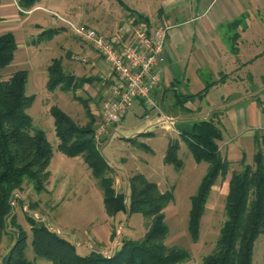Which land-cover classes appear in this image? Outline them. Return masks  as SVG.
Returning a JSON list of instances; mask_svg holds the SVG:
<instances>
[{
	"label": "rangeland",
	"instance_id": "374dc122",
	"mask_svg": "<svg viewBox=\"0 0 264 264\" xmlns=\"http://www.w3.org/2000/svg\"><path fill=\"white\" fill-rule=\"evenodd\" d=\"M122 1L124 5H120L118 0H40L39 5L51 12L40 9L28 15L18 11L14 0H0V15L4 22L0 25V30L12 32L17 46L13 60L2 70V76L7 79L16 70L28 71L25 91L26 95H32L34 99L26 108V113L32 120L33 129L43 130L52 145L49 177L43 189L36 192L32 184L25 180L23 189L13 193L18 192L15 205L11 206L10 203L15 218L13 221L29 234L25 255L28 259L35 260L36 264L51 263L47 259L35 257L30 246L27 216L43 220L51 228L61 231L73 241L80 255L88 254L91 248L105 250L108 255L122 239H140L149 221L137 212L129 214L127 211H119L114 216H108L104 209L102 192L90 167L81 156L68 157L57 149L58 138L54 131L53 117L49 112L50 107L55 105L79 125L83 126L89 121L83 106L72 98V92L47 89L46 68L53 57H62L65 70L77 76L98 75L100 72L95 58L86 57V54L98 53L74 36L66 23L54 13L72 23H85L101 31V26L111 21L116 23L124 13L132 10L130 7L142 4L154 8L158 5L157 0ZM223 2L225 0H219L217 5ZM115 8L117 10L113 13ZM139 8L144 10L141 6ZM120 13L122 15L118 16ZM43 16L46 21H51L52 26H64V32L49 42L35 43L39 35L37 28L32 26L33 22H30L39 18L43 20ZM122 22L118 21V25ZM31 30L33 34H30ZM106 78L109 79L110 75ZM99 88L100 83L97 82L85 84L75 94L90 97V106L99 110L105 86ZM192 89L197 91L200 88L192 86ZM147 113L133 104L130 112L116 124L117 129H110L111 133L107 135L109 140L106 137L100 139V153L111 168L116 191L127 193V178L133 174H141L155 183L162 192L172 193V200L163 209L169 228L164 243L168 246H181L189 252V259L181 264H201L203 257L215 249L225 219V180L218 177L217 184L210 191L200 220L198 238L194 240L188 231L190 197L196 193L206 172L207 163L194 160L185 138L180 136L177 129L174 130L177 127L175 125H170L172 128L167 129L163 127L164 124L154 125L149 129L148 135L142 134L148 129V119L144 117ZM96 115L97 112L95 119ZM152 116L147 115L150 118ZM195 116L198 114L195 113ZM258 141L261 143L262 140L259 138ZM170 142H178L175 155L181 162L179 168L174 163L165 162ZM245 153L246 162L252 165V153ZM234 168L239 171L242 165ZM9 221L11 222V218L8 219L7 227L0 238V264L9 251L17 230ZM253 264H264V234L259 235L255 241Z\"/></svg>",
	"mask_w": 264,
	"mask_h": 264
},
{
	"label": "trees",
	"instance_id": "16d2710c",
	"mask_svg": "<svg viewBox=\"0 0 264 264\" xmlns=\"http://www.w3.org/2000/svg\"><path fill=\"white\" fill-rule=\"evenodd\" d=\"M39 1L18 0L17 5L23 10H30ZM118 2L123 4L122 0ZM130 15L135 17L137 23L149 24L142 14L130 12ZM62 30H44L39 34L38 40L49 41ZM16 47L12 32L0 33V238L7 227L8 219L11 218L12 225L17 228L13 243L1 264H36L35 260H30L25 255L29 234L13 221L15 218L10 200L13 193L23 189L25 180L32 184L36 192L43 189L49 177L52 145L43 130L33 129L32 120L26 113V108L34 99L32 95H26L25 91L28 71L16 70L7 79L2 76V70L14 58ZM62 60V57H54L48 64L46 87L50 91L59 89L72 92V98L83 106L89 121L83 126L79 125L61 108L52 105L49 112L53 117L54 131L58 138L57 149L68 157L81 156L90 167L102 192L103 205L108 216H114L119 211H127L129 214L137 212L149 221L140 239H122L108 255L105 250L95 248H91L86 255H80L73 241L63 233H57L42 222L43 220L27 216L30 246L35 257L47 259L51 264L185 262L190 257L186 249L164 243L169 228L163 209L172 200V193L162 192L155 183L141 174H133L127 178V193L116 191L111 168L100 153V141L95 139L96 119L90 108L91 98L75 94L85 84L98 83L101 78L98 75L77 76L67 72ZM208 87L209 85L205 86L196 94H176V99L182 107L185 102L204 94ZM176 129L185 138L194 160L207 163L198 189L190 197L188 231L195 240L198 238L200 220L212 186L218 177L226 176L230 163L220 153L218 141L222 132L218 121L213 117L198 119L186 126L178 125ZM149 133L145 131L142 134ZM254 139L253 164L247 163L243 158L242 168L231 173L224 205L225 219L215 249L203 257L201 264H253L255 241L259 235L264 234V135L257 134ZM177 148L178 142L169 143L165 162L174 163L179 168L181 162L175 155Z\"/></svg>",
	"mask_w": 264,
	"mask_h": 264
},
{
	"label": "crops",
	"instance_id": "0c3cea01",
	"mask_svg": "<svg viewBox=\"0 0 264 264\" xmlns=\"http://www.w3.org/2000/svg\"><path fill=\"white\" fill-rule=\"evenodd\" d=\"M218 1L157 0L158 5L154 8L142 4L133 8L129 6L132 10L124 15L118 14L122 17L116 23L107 22L100 27L101 31L85 23L78 24L96 28L107 38L121 36V42L129 43L133 27L137 23L130 12L142 14L148 19L150 26L167 22L170 28L165 44L166 60L161 73L162 82L154 93L160 106V114L155 113L151 118L144 115L148 119L147 131L150 132L152 126L161 124L159 115L172 118V126H186L195 120L213 117L218 121L222 132V139L218 141L220 153L230 163L226 176L220 178L225 180L227 194L231 173L236 171L234 167L242 165L245 152L250 151L253 155L254 137L257 134L264 135V0H225L217 5ZM14 2L17 4L16 0ZM19 8L20 13L28 15L40 9L50 11L39 5V2L30 10L20 8L21 12ZM116 10L115 8L113 13ZM0 18L2 19L1 15ZM42 18L43 20L39 18L30 22L37 28L38 35L47 29L61 28L63 30L53 38L61 36L64 26H52L51 21H46L44 16ZM118 21L123 22L118 25ZM1 24H4L2 20ZM0 33L5 32L0 30ZM30 34H33L32 30ZM35 42L42 41L37 38ZM86 57L95 58L98 71L100 70L99 89L104 86L106 88L110 83V78L107 79L106 76L111 73L108 63L102 57L97 58L99 54L89 53ZM207 85L209 87L204 94L185 102L182 107L179 105L176 94H196ZM192 86L200 89L194 91ZM133 104L146 112L139 100H135ZM90 108L94 115L98 112L93 106ZM163 127L167 129L170 125L164 123ZM104 137L108 139L107 135ZM217 182L218 180L212 189Z\"/></svg>",
	"mask_w": 264,
	"mask_h": 264
},
{
	"label": "built area",
	"instance_id": "2783aa9c",
	"mask_svg": "<svg viewBox=\"0 0 264 264\" xmlns=\"http://www.w3.org/2000/svg\"><path fill=\"white\" fill-rule=\"evenodd\" d=\"M58 18L66 23L75 36L95 50L111 69V81L102 92L103 100L97 112L96 123L99 124H95L96 141L111 133L112 127L117 129L116 124L129 112L135 100L143 104L147 115L160 114L154 93L162 82L165 44L170 28L167 22L162 21L155 26L138 22L133 27L131 42L125 43L119 40L121 36L107 38L94 28L72 23L61 16ZM158 119L161 124L172 125L174 122L172 118L160 115ZM17 196L18 193L13 194L11 206L15 205ZM53 230L61 233L57 229Z\"/></svg>",
	"mask_w": 264,
	"mask_h": 264
}]
</instances>
